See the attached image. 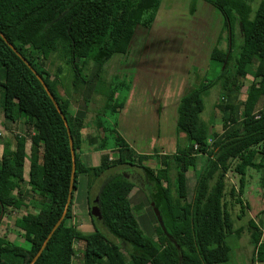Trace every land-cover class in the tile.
Here are the masks:
<instances>
[{
  "label": "trees",
  "instance_id": "16d2710c",
  "mask_svg": "<svg viewBox=\"0 0 264 264\" xmlns=\"http://www.w3.org/2000/svg\"><path fill=\"white\" fill-rule=\"evenodd\" d=\"M197 1L190 8L191 14ZM204 1L222 15L228 47L220 48V35L210 55L214 80H203L180 99L176 129L178 135H185L186 143H178L170 155H136L115 130L118 149L112 159L102 123L97 124L103 131L101 135L97 130L83 134L82 115L71 112L72 102L60 95L58 76L52 77L46 62L57 54L72 65L77 76L82 73L81 62L83 67L94 63L102 70L112 56L128 52L137 26L151 28L162 0H0V32L41 76L67 120L76 155L74 192L81 175L89 177V191L98 183V216L90 214L93 200L88 199L94 232L82 233L74 225L72 196L67 216L34 264H73L76 243L80 245L83 264L229 261L231 248L226 240L234 233L240 236L243 229H235L229 213L227 196L235 198L237 191L232 187L227 193V174L239 175V193L243 192L250 169L260 173L264 187V0ZM255 1L259 4L253 15ZM237 24L242 30L240 44L236 42ZM243 76L253 79L245 101L239 99ZM215 86L223 95L216 105L223 113L219 131L205 126L201 119L204 97ZM261 100L263 106L258 110ZM121 108L112 105L115 112ZM1 118L8 131L20 123L29 128L35 126L42 140L40 146L33 145L28 155L26 137L16 136L14 148L11 141L4 140L0 152V215L2 210L3 218L23 208L38 211L26 212L15 221L29 247L0 240V264H30L63 214L70 193L73 159L68 128L47 91L0 36ZM87 144L100 152L99 166L83 164L81 152ZM198 157L203 158L200 170ZM149 159L157 161V168L142 165ZM137 164L154 185L150 194L145 193L156 222L153 233L145 234L137 217L143 203L136 207L131 204L135 182L120 172L102 177L115 168ZM191 170L197 176L192 192L187 180ZM241 207H245L243 203ZM247 229L257 260L264 262V240L258 224L250 219ZM107 234L129 245L128 257L121 243L110 240Z\"/></svg>",
  "mask_w": 264,
  "mask_h": 264
},
{
  "label": "rangeland",
  "instance_id": "374dc122",
  "mask_svg": "<svg viewBox=\"0 0 264 264\" xmlns=\"http://www.w3.org/2000/svg\"><path fill=\"white\" fill-rule=\"evenodd\" d=\"M188 0H178V16L168 19L171 13L169 3H165L162 12V20L158 19L152 29L138 27L135 38L129 52L126 55H114L103 66L102 70L96 64L90 63L82 66V73L77 76L72 65L65 58L57 54L50 56L46 62V69L52 77L58 76V91L64 98L72 102V111L81 114L85 121L84 135H90L98 131V122H101L105 129L107 151L114 159L118 146L116 144L115 130L134 150L136 155L141 154H173L178 143L184 145L186 138L184 134L177 133L178 105L181 97L193 88L199 87L202 81L214 80V66L210 67V55L221 35L220 48L227 49V32L224 29V21L221 14L215 12L213 7L207 10L208 19L197 14H191L190 8L194 0L185 4ZM259 1L252 3V14L254 15ZM196 5H202L197 1ZM189 10V11H188ZM236 42H242V30L239 24L235 27ZM146 61V65L142 61ZM136 66H140L137 71ZM132 64V65H131ZM243 67V65H241ZM146 68V69H145ZM146 70V71H145ZM123 73V74H122ZM150 73L151 77H148ZM121 74V76H118ZM125 75V76H124ZM243 88L240 90L239 99L245 101L252 84V77L243 76ZM123 84V89L117 86ZM126 86V87H125ZM116 97L124 104L123 109L112 110L113 100ZM219 86L212 87L204 97L205 111L202 120L205 126L221 129L223 113L216 108L222 100ZM263 106L261 100L258 110ZM82 112V113H81ZM102 135V137H103ZM26 137V151L30 154L33 145H41V137L35 132V126L27 127L20 123L8 131L5 129L4 119L0 120V152L4 148V140L11 141L14 148L15 137ZM179 136V137H178ZM95 148L84 145L83 152H92ZM87 151V152H88ZM82 158V157H81ZM83 160V158L81 159ZM85 164L86 162L84 160ZM157 162V161H156ZM155 160L149 159L142 165L150 168H157ZM29 159L25 165V179L29 176ZM203 165V158L198 157L197 170ZM123 173L136 187L131 193L130 201L133 207L143 203V208L138 210L137 217L145 234L153 233L155 220L152 209L145 196L154 190L153 183L145 175L139 164L135 167L122 166L115 168L102 177L109 178L116 173ZM176 174L172 172L174 177ZM196 172L191 170L187 173L188 187L192 192L196 184ZM239 175L234 172L227 174V193L233 187L237 191L235 198L227 196L228 208L235 229L242 228L240 236L236 233L229 235L226 243L231 248V258L226 264H264L256 258L254 245L250 241L248 222L253 219L259 226L264 240V187L261 185L260 173L249 170L243 192L239 193ZM90 179L81 175L78 180L77 189L73 199V222L82 233H93L94 228L89 215V208L86 210L89 197L94 201L98 192V183H94L89 191ZM241 201L245 206L241 207ZM26 212H37L32 208H23L20 212H12L6 215L0 222V240L5 243L15 244L22 247H29V243L23 237L22 231L15 226V221ZM81 218V219H80ZM100 228L106 230L100 225ZM110 240L121 243L122 251L128 257L130 247L107 234ZM76 253L73 264H83V255L80 245H75Z\"/></svg>",
  "mask_w": 264,
  "mask_h": 264
},
{
  "label": "water",
  "instance_id": "95a60500",
  "mask_svg": "<svg viewBox=\"0 0 264 264\" xmlns=\"http://www.w3.org/2000/svg\"><path fill=\"white\" fill-rule=\"evenodd\" d=\"M0 36L4 39V41H6V43L9 45V47L17 54V56L22 59V61L33 71V73L36 75V77L39 79V81L42 83L44 89L47 91L48 96L50 97V99L52 100V102L54 103L57 111L60 113L63 121L65 122L67 128H68V123L67 120L64 116V114L62 113L61 108L59 107L58 103L56 102L53 94L50 92L49 88L47 87V85L45 84L44 80L41 78V76L33 69V67L31 66V64L17 51V49L10 43L8 42V40L6 39V37L0 32ZM229 36L231 37V31H230V27H229ZM231 47V45H229ZM68 135H69V141H70V147H71V153H72V159H73V168H72V174H71V183H70V193L68 196V200L65 206V209L63 211L62 216L60 217V219L57 221V223L54 225L53 229L51 230V232L49 233L48 237L46 238L43 246L41 247V249L38 251V253L34 256V258L32 259L30 264H34L39 257L41 256V254L43 253V251L45 250L48 242L50 241L51 237L53 236L54 232L59 228V226L62 224V222L64 221L65 217L67 216L68 212H69V208L72 202V196H73V192H74V185H75V174H76V155H75V149H74V144H73V138L71 135V131L68 128ZM155 212L157 213V210H155ZM100 213V202H99V198L96 197L94 199V201L92 202V205L90 207V214L92 216H98ZM3 210L2 213L0 215V222L3 218Z\"/></svg>",
  "mask_w": 264,
  "mask_h": 264
},
{
  "label": "crops",
  "instance_id": "0c3cea01",
  "mask_svg": "<svg viewBox=\"0 0 264 264\" xmlns=\"http://www.w3.org/2000/svg\"><path fill=\"white\" fill-rule=\"evenodd\" d=\"M199 1H201L202 2V5H196V10H195V14L194 15H196L197 14V17L198 16H202L203 18H207L208 19V13H207V10H208V8L209 7H213L211 4H209L208 2H206V1H204V0H199ZM189 2H190V0H188V2H186L185 4H189ZM165 3H169V5H170V8H171V13L168 15V19L167 20H170V18L171 17H176V16H178V0H162V2H161V5H160V8H159V10H158V12H157V15H156V18H155V20H154V22H153V24H152V26H151V28L150 29H152V28H154V25H156L157 24V22H158V19L159 20H162V18H163V12H162V10H163V7H164V4ZM214 8V7H213ZM214 10H215V12H217V10L214 8ZM189 11V10H188ZM220 16H222V15H220ZM206 19V20H207ZM139 26H137L136 27V29H135V32H134V35H133V38H132V40H131V42H130V45H129V49H128V52H129V50H130V47H131V45H132V42H133V40H134V38H135V35H136V31H137V28H138ZM140 27H142V26H140ZM142 28H144V27H142ZM145 29H147V28H145ZM127 52V53H128ZM126 53V54H127ZM125 54V55H126ZM142 61V63L143 64H145L146 65V61H143V60H141ZM141 61H138V62H136L134 65H135V67H132L133 69H135L136 71L138 70V69H140V66H136V65H138V63L139 62H141ZM132 65V64H131ZM146 69V68H145ZM146 71V70H145ZM123 74V73H122ZM118 76H121V74H118ZM125 76V75H124ZM148 77H151L150 76V73H148ZM117 87H119L120 89H123V84H120V86H117ZM126 87V86H125ZM114 95H115V97H116V94L114 93ZM113 106H121L122 108L121 109H123V107H124V104L122 103V102H120V100H118L117 99V97H116V99L115 100H113ZM121 109H119V110H121ZM71 112L73 113V111H72V106H71ZM74 114V113H73ZM76 114H78V113H76ZM92 134H94V133H92ZM88 150H85L84 152L82 151L81 152V157L83 158V160H82V162H83V164L85 165V166H87V167H96V166H99V164H100V158H101V154H100V152H98V151H96L95 149L92 151V152H90V151H88ZM112 155V154H111ZM81 158V159H82ZM84 160L86 161V162H88V164L86 163L85 164V162H84ZM73 199H74V195H73ZM87 206H86V210L89 208V200H87ZM73 211H74V208H73ZM89 211V210H88ZM81 219V218H80ZM77 227V226H76ZM77 229H78V227H77ZM79 231H81L80 229H78ZM82 232V231H81ZM89 233H91V232H89ZM230 258H231V253H230ZM230 258H229V261H230ZM228 261V262H229ZM228 262H226V263H228ZM226 263H223V264H226Z\"/></svg>",
  "mask_w": 264,
  "mask_h": 264
}]
</instances>
